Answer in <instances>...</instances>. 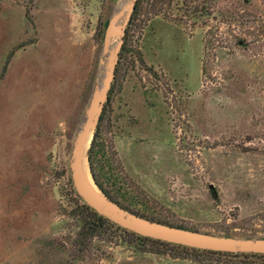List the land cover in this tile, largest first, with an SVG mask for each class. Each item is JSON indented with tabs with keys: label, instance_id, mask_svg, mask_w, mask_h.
I'll return each mask as SVG.
<instances>
[{
	"label": "rangeland",
	"instance_id": "rangeland-1",
	"mask_svg": "<svg viewBox=\"0 0 264 264\" xmlns=\"http://www.w3.org/2000/svg\"><path fill=\"white\" fill-rule=\"evenodd\" d=\"M119 2L0 0V264L181 253L112 228L75 243L70 153ZM125 36L96 140L109 190L172 225L264 238V0H147Z\"/></svg>",
	"mask_w": 264,
	"mask_h": 264
},
{
	"label": "water",
	"instance_id": "water-1",
	"mask_svg": "<svg viewBox=\"0 0 264 264\" xmlns=\"http://www.w3.org/2000/svg\"><path fill=\"white\" fill-rule=\"evenodd\" d=\"M119 1V7L109 18L103 33L100 59L103 72L98 86L91 92L71 148L69 170L76 195L99 216L140 237L203 251L264 255V238L227 237L151 221L121 208L95 185L88 167L87 152L109 97L126 27L137 0H131L124 6L122 1L125 0ZM114 39L117 40L112 45Z\"/></svg>",
	"mask_w": 264,
	"mask_h": 264
},
{
	"label": "trees",
	"instance_id": "trees-1",
	"mask_svg": "<svg viewBox=\"0 0 264 264\" xmlns=\"http://www.w3.org/2000/svg\"><path fill=\"white\" fill-rule=\"evenodd\" d=\"M146 1L147 0H137L136 1L134 11L131 15L130 22H129L128 27L126 28L125 32H127V29L132 24V21L139 16V13L142 9V5ZM164 1L171 2L172 0H155V3L160 4V3H163ZM174 1L178 2L181 0H174ZM182 1L184 2V0H182ZM106 24L107 23H105L104 27H106ZM126 43H127V39L125 36L124 42H123V45L121 48V52L119 54L118 63H117L116 70H115V76H116V73L118 71V64L120 63V60H122L123 56H125V54L129 52V50L126 47ZM113 85H114V82L112 83L110 92L113 88ZM110 92H109V94H110ZM100 120H102V117ZM99 127H100V124L98 125V127H97V129L93 135V139L91 141L90 147H89L88 152H87L88 167L90 170V174L92 176V179H93L95 185L98 187V189L103 194H105L108 198H110L113 202L117 203L121 208H123V209H125V210H127L133 214H136V215L143 217V218H147L151 221H156V222H160L163 224L175 226L178 228H184V229L191 230L190 228H187V227H184L181 225H172V224L163 222L157 218L149 217L146 214H144L142 212H138L136 210L133 211L127 205H125L121 200H119L115 195H113V193L109 190V188L107 186L108 184L114 185L115 181L113 179V175H111L110 170L108 168H106L105 165H102L101 161H99L97 159V156L100 152L99 145L96 141L97 136H98ZM73 193L75 194L74 191H73ZM75 197L78 201L81 202L80 208L84 212V218H85L84 224L78 233L79 238L76 239V242H75L77 245L82 246L83 247L82 249H85L88 247V245H89L88 243L91 239L103 236V234H105L107 232V230H109V228H112V229H114V231H116L122 235L132 237L135 240H138L139 242H150V243H153L155 245H160V246L165 247V248L176 249V250L181 251V253H179L177 255H170L167 252H153V253H156L157 255L168 256L171 259H187V260H190V261L197 263V264H259V263H256L254 260L255 259H264V255L229 254V253H219V252H212V251H203V250L186 248V247H182V246H178V245H172V244L157 241V240H152L149 238L140 237L138 235H135L129 231H126V230L112 224L107 219L99 216L96 212H94L92 209L87 207L81 201V199L78 198L76 195H75ZM227 237H229V236H227ZM213 256L224 258L226 260L237 259L238 261L232 262V261L210 260L209 258L213 257Z\"/></svg>",
	"mask_w": 264,
	"mask_h": 264
},
{
	"label": "crops",
	"instance_id": "crops-1",
	"mask_svg": "<svg viewBox=\"0 0 264 264\" xmlns=\"http://www.w3.org/2000/svg\"><path fill=\"white\" fill-rule=\"evenodd\" d=\"M151 264H197L187 259H171L168 256L156 257L149 260ZM150 264V263H148Z\"/></svg>",
	"mask_w": 264,
	"mask_h": 264
},
{
	"label": "bare ground",
	"instance_id": "bare-ground-1",
	"mask_svg": "<svg viewBox=\"0 0 264 264\" xmlns=\"http://www.w3.org/2000/svg\"><path fill=\"white\" fill-rule=\"evenodd\" d=\"M123 4H124V3H123ZM120 5H122V3H121Z\"/></svg>",
	"mask_w": 264,
	"mask_h": 264
}]
</instances>
